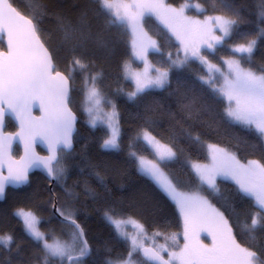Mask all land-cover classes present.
<instances>
[{
  "label": "trees",
  "instance_id": "obj_1",
  "mask_svg": "<svg viewBox=\"0 0 264 264\" xmlns=\"http://www.w3.org/2000/svg\"><path fill=\"white\" fill-rule=\"evenodd\" d=\"M166 1L177 7L199 3L204 11L190 6L187 13L202 20L209 15L232 17V13L225 10L218 0L215 3L213 0ZM11 2L26 17L33 18L34 23L39 22L41 39L50 50L58 70L67 73L73 56L82 59L88 67L83 71L77 67L71 80L69 104L80 120L74 150L60 155L59 166L65 170L63 178L56 180L51 189L50 181L36 173L31 176L28 186L8 190L5 201L0 202V234L13 237L10 248L0 247V264H41L40 244L26 235L22 220L15 215L18 209L32 211L39 218L40 231L49 240L61 237L64 228L72 231L68 223L59 221L54 215L55 202L59 210L73 211L76 222L84 231L91 248L84 264H104L106 258L115 259L127 254L129 242L118 238L104 218L108 209H113L122 218L137 220L150 236L157 231L165 235L178 234L181 247L184 222L177 207L139 171L137 160L129 156L130 151H135L137 155L155 159L146 143L135 139L141 130H147L176 151V158L163 167L179 189H199L213 205L225 211L237 241L242 246L255 247L256 244L249 243L240 230V225L245 220L250 223L254 214L252 199L239 194L234 183L221 179L216 183L219 195H210L211 190L200 186L199 177L189 164L191 161L208 162L207 144L234 153L242 163L249 160L264 163V139L254 128L234 124L224 117L226 101L216 97L199 79L206 75L205 67L194 59L183 67L171 68L165 89L148 90L135 101H129L127 94L134 91L135 86L126 77L125 69L128 64L137 68L140 64L133 59L130 33L124 28L111 26L109 16L101 10L97 0ZM228 3L239 12L238 27L223 45L216 46L214 50L205 46L202 52L210 63L216 65H222L224 59L239 58L241 54L232 53L231 48L246 43L256 31L260 0H228ZM144 28L160 49L149 53L150 62L162 70L168 69L169 54L173 59L178 54L181 57L180 45L154 17L145 19ZM65 30L70 33L67 40L64 38ZM216 34L221 35L218 29ZM97 38L102 39L106 47H99ZM4 49V43L0 42V51ZM242 64L258 73L264 69V39L259 41L251 63L242 61ZM97 73L102 95L116 103L121 127L119 151L101 149L108 129L104 126L90 127L82 119L84 78ZM192 101L190 112L185 105ZM6 130L16 131L10 119H7ZM185 130L193 136L199 135L205 146L194 143ZM14 155L20 156L18 147ZM226 202L234 211L224 207ZM256 236V243L260 245L256 250L264 257V229H258ZM156 240L165 243L164 235L156 237Z\"/></svg>",
  "mask_w": 264,
  "mask_h": 264
},
{
  "label": "snow or ice",
  "instance_id": "obj_2",
  "mask_svg": "<svg viewBox=\"0 0 264 264\" xmlns=\"http://www.w3.org/2000/svg\"><path fill=\"white\" fill-rule=\"evenodd\" d=\"M102 11L109 16V24L124 28L132 36V48L135 57L147 62L150 50L159 52L160 49L145 31L146 18L154 17L164 28L172 33L180 42L184 56L179 54L175 59L169 54L168 69H155L151 75L146 69L143 73L131 74L135 81V90L128 93L129 101H135L138 96L149 89H165L169 84V70L183 67L190 60H199L207 66L208 72L199 77L210 91L218 98L226 101L224 117L234 124L255 129L261 139H264V69L259 73L252 67H245L242 61L249 64L261 39H264V0H260L257 12L256 31L246 43H240L231 48L232 53L241 54L239 58L224 61L227 72L210 63L200 54V45L207 49H215L223 45L226 38L232 36L240 22L239 12L234 10L228 0H218L219 4L232 17L224 15H209L205 19H194L186 16L185 9L192 6L198 11H204L199 3L183 4L179 9L165 3V0H97ZM217 0H213V3ZM38 21L26 17L11 2L0 0V33L7 37L6 51H0V168L5 161L8 163V176L0 178V198L5 195L6 184L21 185L28 181V171L32 168L46 170L47 175L59 181L64 176V169L60 165L57 153L70 154L72 151V134L75 125V116L69 107L70 81L77 70L87 69L88 65L82 59L73 56L67 73L58 70L53 56L45 43L41 40ZM222 35H216V30ZM247 35V34H245ZM64 38H70L69 31L65 30ZM99 47H106L104 41L97 38ZM218 74V75H217ZM99 74L85 75L83 91L86 101L99 105L102 92L99 87ZM106 99V98H105ZM112 107L108 116L109 133L103 139L100 147L106 152L119 151L121 148L119 137V120L115 111V104L107 101ZM191 103L185 105L191 112ZM37 105L43 115L39 118L32 116V107ZM85 111L91 114L92 107ZM10 115L19 121L20 131L13 137L5 135L2 131L4 119ZM90 127H96L95 121ZM185 134L194 143L205 146L199 135L193 136L185 130ZM18 137L24 145L25 155L20 161L12 160L10 156L12 141ZM150 145L156 157L155 160H145L135 151L129 156L137 160L139 171L154 182L159 190L175 203L180 215L184 219V240L179 245L178 234L165 235L159 231L152 233L151 239L154 247H146L136 237H129L126 231L121 230L125 224L113 209L104 213L106 222L112 226L118 238L130 240L126 255L115 259L106 258L104 264H264V257L256 250L260 247L256 232L264 229V163L249 160L241 163L236 156L214 144H207L211 159L210 164L192 163L196 175L199 177L201 187L207 184L211 190L210 195L218 196L219 188L216 185L218 176L231 179L237 186V191L244 197L251 198L253 208L250 223L245 220L240 225L241 233L247 236L249 243L255 247L242 246L233 235V227L225 216V211L213 205L199 189L194 192L181 191L172 179L165 173L163 165L176 158L177 153L166 144H161L155 136L147 130H141L135 137ZM37 141L47 144L50 155L39 157L34 151ZM56 161L53 165L52 161ZM99 177V174H97ZM226 209L234 208L225 203ZM64 221L69 224L72 231L68 233L67 240L56 239L49 243L39 228V219L31 211L19 209L15 215L22 219L24 231L34 242L40 244L42 252L41 264H84L91 254L88 243L83 239V229L76 222L74 212L59 210ZM138 230V235L148 238L144 226L138 221L128 219ZM207 231L212 237V244L205 245L197 240L193 244L189 233L193 229ZM164 235L165 243L159 244L156 237ZM168 241H171L169 246ZM13 237L0 234V247L10 248ZM178 249V250H173ZM162 252L168 253L165 260ZM141 253L142 255H137Z\"/></svg>",
  "mask_w": 264,
  "mask_h": 264
},
{
  "label": "rangeland",
  "instance_id": "obj_3",
  "mask_svg": "<svg viewBox=\"0 0 264 264\" xmlns=\"http://www.w3.org/2000/svg\"><path fill=\"white\" fill-rule=\"evenodd\" d=\"M125 2H127V0H125ZM165 3L166 4H168L167 3V1L165 0ZM168 5H170V4H168ZM170 6H172V5H170ZM172 7H174V8H177V9H179L181 6H179V7H177V6H172ZM186 16H190V15H188V13H187V8L185 9V13H184ZM190 17H192V18H194V19H200V18H198V17H194V16H190ZM200 20H202V19H200ZM159 22V21H158ZM163 26V25H162ZM166 29V28H165ZM167 30V29H166ZM168 31V30H167ZM171 35H172V33L170 32V31H168ZM130 33V32H129ZM217 35V34H216ZM221 35H222V33H221ZM130 36H131V34H130ZM173 36V35H172ZM152 38V37H151ZM173 38L176 40V42L180 45V42L175 38V36H173ZM153 39V38H152ZM154 40V39H153ZM130 41H131V47H132V36H131V38H130ZM155 41V40H154ZM205 46L206 45H200V54L202 55V52H203V50H204V48H205ZM180 52H181V57H183L184 56V51H183V48H182V46L180 45ZM151 51H154V50H150L149 51V53L151 52ZM149 53H148V56H147V62H145V61H141L140 59H138L137 57H135V55H134V53H133V48H132V55H133V59H134V62H136V63H138V64H140V68H137V67H135L134 66V64H128L127 66H126V69H125V73H126V77L131 81V82H133V84H134V86H135V81L133 80V79H131L130 78V76H131V74H134V73H143L146 69L149 71V73L151 74V75H155V69L156 68H158V67H156L154 64H152L151 62H150V59H149ZM230 59H233V58H229V59H224V61H226V60H230ZM194 60V59H193ZM196 60V59H195ZM199 61V60H198ZM224 61H223V63H222V65H217L218 67H220L224 72H227V64H225L224 63ZM200 62V61H199ZM201 63V62H200ZM202 64V63H201ZM213 64V63H212ZM204 67H205V69H206V74H207V72H208V69H207V66L206 65H204V64H202ZM216 65V64H215ZM162 70V69H161ZM218 75V74H217ZM205 76V75H204ZM149 90H154V89H149ZM148 91V90H147ZM106 97H104L103 95H102V99H101V103L99 104V105H93L91 102H88V101H86V98L84 97V101H83V108H82V119L86 122V123H88L89 125H90V123L94 120L95 121V124H96V126H104V127H106L107 129H108V127H107V125H108V116L112 113V107H111V105L110 104H108L107 103V101L108 100H111L114 104H115V111H116V113L118 114V111H117V107H116V103H115V101L114 100H112V99H110V98H106ZM87 107H92V109H93V111H92V113L91 114H88L86 111H85V109L87 108ZM118 120H119V114H118ZM119 137H120V139H121V127H120V122H119ZM108 131H109V129H108ZM157 139V138H156ZM158 140V139H157ZM158 141H160V140H158ZM146 143V142H145ZM160 143L161 144H165V143H163V142H161L160 141ZM167 145V144H166ZM148 147H149V149L152 151V153L154 154V151H153V149L151 148V146L150 145H147ZM169 146V145H168ZM170 147V146H169ZM218 147V146H217ZM172 148V147H171ZM219 148H221V147H219ZM173 149V148H172ZM222 149H224V148H222ZM225 151H227L226 149H224ZM173 151H175L174 149H173ZM227 152H230V151H227ZM230 153H232V152H230ZM232 154H234V153H232ZM208 155H209V153H208ZM235 155V154H234ZM138 156H142V155H138ZM155 156V155H154ZM236 156V155H235ZM145 160H149V161H151V159H149V158H146L145 156H142ZM155 159H156V157H155ZM155 159H153V160H155ZM236 159L237 160H239L238 158H237V156H236ZM240 161V160H239ZM241 162V161H240ZM192 163H199V162H194V161H191L189 164H190V166H191V164ZM211 163V159H210V156H209V160H208V162L206 163V164H210ZM242 163V162H241ZM247 163V162H246ZM199 164H202V163H199ZM163 167V166H162ZM164 168V167H163ZM192 168V167H191ZM192 170H193V172L195 173V171H194V169L192 168ZM164 171H165V173L168 175V177L170 178V176H169V174L166 172V170L164 169ZM196 174V173H195ZM171 179V178H170ZM226 180V181H229V182H232V183H234L235 184V182L234 181H232L231 179H225L224 177H220V176H218L217 178H216V183H217V181L218 180ZM236 185V184H235ZM204 187H206L207 189H208V186H207V184H204L203 185ZM181 191H185V192H194V191H186V190H183V189H180ZM210 190V189H209ZM173 204L175 205V203L173 202ZM176 206V205H175ZM19 210V209H18ZM27 211V210H26ZM16 212H17V210H16ZM15 212V213H16ZM32 212V211H31ZM19 218V217H18ZM20 220H22L21 218H19ZM39 219V218H38ZM125 219V221H126V223L125 224H122L121 225V230H124V231H126L127 232V234L129 235V237H136L140 242H142L146 247H154V245H153V243H152V239H151V236L146 232V230H145V232L148 234V238L147 239H145L144 238V236H142V235H138V230L134 227V225L132 224V223H128L127 221H128V219L129 218H124ZM182 219H183V217H182ZM131 220H134V221H137V220H135V219H132L131 218ZM23 222V221H22ZM183 222H184V219H183ZM38 228H39V224H38ZM184 228H185V225H184ZM63 229V228H62ZM40 230V229H39ZM64 231H63V233L61 234V237H53L51 240H49V239H47L48 240V242L49 243H52V242H54L56 239H59V240H61V241H63V240H67L68 239V233H70V231L69 230H67V228H64L63 229ZM189 235H190V240H191V242L193 243V244H195L196 242H197V240L199 241V242H201V243H203V244H205V245H211L212 244V237L210 236V235H208V233H207V231H202V230H199L198 228L197 229H193L190 233H189ZM46 237V236H45ZM183 239H184V233H183ZM125 241V240H124ZM157 241V240H156ZM127 242H129V244H130V240L129 241H127ZM157 243H159V244H163V243H160L159 241H157ZM184 243H185V240H184ZM183 243V244H184ZM168 244H169V246H171V241H168ZM183 246V245H182ZM181 246V247H182ZM173 250H178V249H173ZM162 255L166 258V259H168V253L167 252H162ZM176 264H178V262H176Z\"/></svg>",
  "mask_w": 264,
  "mask_h": 264
},
{
  "label": "water",
  "instance_id": "obj_4",
  "mask_svg": "<svg viewBox=\"0 0 264 264\" xmlns=\"http://www.w3.org/2000/svg\"><path fill=\"white\" fill-rule=\"evenodd\" d=\"M42 40V39H41ZM6 41H7V37L5 34L3 33H0V42H3L4 43V46H5V49L2 50V51H6L7 50V46H6ZM46 46V45H45ZM47 47V46H46ZM50 51V50H49ZM51 53V52H50ZM54 61V59H53ZM54 65L56 67V64L54 62ZM57 68V67H56ZM70 95H71V81H70V93H69V101H70ZM69 107H70V104H69ZM73 115L75 116L76 120H75V125H74V131H73V134H72V151L74 150L75 148V141H74V138H75V135L77 133V130H78V123H79V120H80V117L77 115V113H75L73 111V109L70 107ZM43 115V112L41 111V109L37 106V105H34L32 107V116L33 117H36V118H39L40 116ZM7 119H10L15 127H16V131L14 132H10V131H7L6 130V127H7ZM2 131L5 135H8V134H11L13 137H15V134L17 132L20 131V126H19V121L15 120L13 117H11L10 115H6L5 116V119H4V125H3V128H2ZM16 147H18L20 149V156L19 157H16L14 155V152H15V149ZM34 151L36 153L37 156L39 157H47L50 155V152L48 150V146L46 143L42 142V141H37V143L34 145ZM71 151V152H72ZM25 155L24 153V145L23 143L20 141V139L18 137H16L13 141H12V147H11V152H10V156L12 158V160L14 161H20L21 160V157H23ZM60 155L61 153H57V156L58 158H60ZM53 165H56V161H52ZM36 173H39L41 175H43L46 179H48L50 181V188L52 189L54 184L56 183V180L54 179H51L48 175H47V172L45 169H43L42 167L40 168H32L28 171V181L24 184H21V185H13V184H6L5 186V195L3 198H0V202H4L5 199H6V195H7V192L9 189L11 190H19V189H22L26 186H28V184L30 183V179H31V176L36 174ZM8 176V163L7 161H5L4 165L2 168H0V178L2 177H6ZM53 213L54 215L57 217V219L63 223H66L64 221V217L61 215L59 209H58V204L57 202H55L54 206H53ZM81 227V226H80ZM83 239L87 241L86 237H85V234H84V231H83ZM88 243V242H87ZM88 247L90 248V245L88 244ZM91 250V248H90ZM139 255H142L141 253H139ZM89 257V256H88ZM87 257V258H88ZM86 258V259H87ZM165 260H167L165 257H164Z\"/></svg>",
  "mask_w": 264,
  "mask_h": 264
},
{
  "label": "flooded vegetation",
  "instance_id": "obj_5",
  "mask_svg": "<svg viewBox=\"0 0 264 264\" xmlns=\"http://www.w3.org/2000/svg\"><path fill=\"white\" fill-rule=\"evenodd\" d=\"M10 190V189H9Z\"/></svg>",
  "mask_w": 264,
  "mask_h": 264
}]
</instances>
